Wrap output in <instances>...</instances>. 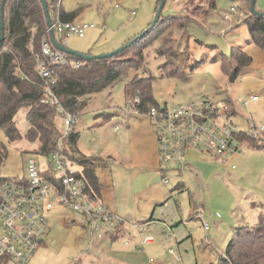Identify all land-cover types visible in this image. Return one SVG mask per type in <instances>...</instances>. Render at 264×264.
<instances>
[{"label":"rangeland","instance_id":"rangeland-1","mask_svg":"<svg viewBox=\"0 0 264 264\" xmlns=\"http://www.w3.org/2000/svg\"><path fill=\"white\" fill-rule=\"evenodd\" d=\"M158 1L141 0L139 3L142 2L143 7L140 9L138 0H62L61 5L66 12L76 13V24L97 26L94 31H88L84 39L71 37L68 47L88 55L87 49L91 48V42L95 44L96 48L93 49L96 50L110 34L132 31L134 25L150 11H154L150 20L153 24L162 0ZM243 1L246 9H243L240 0H217L215 9L199 10L196 9L197 0H167L162 18L170 15L187 17L185 30L178 28L180 33L177 42L173 43L172 36L168 35L169 30L160 37L163 41L151 39L154 33L144 38L135 48L137 51L143 50L145 63L142 68L130 71L126 78L112 87L89 97L87 106L77 112L78 154L93 161V169L105 187L107 198L120 206V210L122 208L139 216L129 218L130 222L149 220L152 215L141 218L148 194H140L144 189V186L140 187L143 180L138 186L135 185L134 181L140 180L141 174L133 166L144 151L146 154L150 152L154 141L160 160L155 123L147 115L136 114L128 105L133 97L126 93V88L133 76L138 74L151 79L153 96L159 107L168 105L174 108L205 98L219 105H232L230 96L233 94L241 115H233L232 119L239 129L250 132V117L254 125L264 124L263 102L245 106L248 97L254 94L264 96V50L254 43L244 24L235 25L226 34L221 32L226 27L223 23L225 15H230L232 19L240 17L244 22L251 17L250 2ZM117 4L120 6L116 7ZM234 6L237 7L236 13L232 12ZM187 10L190 11L188 14ZM256 10L264 12V0H257ZM58 14L52 10L51 16L55 18ZM110 16H120L119 22L123 24L119 26V22L115 24L113 20L106 21ZM149 27L146 24L140 30H135L133 37L143 34ZM93 32L95 35L91 36ZM233 47L251 56L252 63L235 79L230 80L227 64L213 60L212 57L217 52L224 53L229 67L234 69L236 62H232L231 58ZM189 58V65H186ZM173 70H177V73ZM16 121L22 134L19 141L10 142L0 128V144L7 149V157L0 166V181L21 177L28 159L32 157L38 159L44 171L48 170V159L39 152L40 142H32L26 137L29 124L25 109L19 111ZM56 126L60 132L64 129L59 117ZM259 140L263 141L262 138ZM188 150L182 160L183 166H179L176 161L161 163L167 170L169 183L163 184V178L160 177L164 194L158 204L151 206V212L157 210L155 221L161 219L158 215L161 213L166 215L163 218L165 222L173 224V219L165 213H173L172 216L176 218L175 214L178 215V220L173 224L175 232L163 228L158 232L139 229L140 224L137 223L132 229V237L127 235L118 237V240H105V248L96 251L98 238L92 237L88 229L79 226L87 225L85 217L64 211L60 216L61 213L54 212L50 215L51 231L28 264H111L110 252L125 249L126 245L143 242L149 237L155 240V245L146 248V245H141L139 249H145L144 253L152 255L158 263L218 264L237 228L257 226L264 219V147L256 143L252 146L249 142L239 143L241 154L229 152L224 158L191 149L186 152ZM67 152L72 155L70 148ZM73 165V168L82 171L83 165L79 161L73 160ZM113 181L117 185L116 189L113 188ZM152 181L149 175L144 179V185ZM180 182L185 187L181 188ZM117 215L125 217L123 214ZM73 218L76 219L75 224L71 223ZM204 224H209V231L204 229ZM125 225H119L118 229ZM105 227L114 230L113 227ZM1 264L18 263L14 259H7Z\"/></svg>","mask_w":264,"mask_h":264},{"label":"built area","instance_id":"built-area-1","mask_svg":"<svg viewBox=\"0 0 264 264\" xmlns=\"http://www.w3.org/2000/svg\"><path fill=\"white\" fill-rule=\"evenodd\" d=\"M236 8H232L233 13ZM226 17L230 19V15ZM96 28L94 24L64 22L60 13L53 21L55 35L66 47L71 37L84 39L89 30ZM35 60L36 73L43 82V103L56 108L64 129L58 136L55 150L46 156L48 170L44 171L38 159L32 157L21 177L0 181V257L14 259L18 264H28L44 244L51 231L50 215L54 212L61 213L60 216L64 211L85 217L87 229L98 239L103 237L105 226L118 228L126 223L90 193L83 171L73 168V161L66 154L79 116L67 110L54 91L59 78L56 67L76 69L82 62L54 45L49 28ZM262 99L261 95L251 97L254 102ZM140 104L139 97L128 103L136 114H142L138 108ZM146 115L155 123L162 164L176 161L183 166L187 149L218 158H224L229 152L241 154L238 141L241 135L258 140L264 138V124L254 125L251 119L250 132L244 133L233 122L230 104L219 105L208 98L174 108L154 107ZM163 182L169 183L166 170H163ZM204 228L209 231V224H204ZM151 240L148 238L144 242Z\"/></svg>","mask_w":264,"mask_h":264},{"label":"trees","instance_id":"trees-1","mask_svg":"<svg viewBox=\"0 0 264 264\" xmlns=\"http://www.w3.org/2000/svg\"><path fill=\"white\" fill-rule=\"evenodd\" d=\"M3 1L0 0V39ZM46 1L50 15L54 10L56 14L60 13L61 20L64 22H71L75 18V12L66 13L62 10L59 5L60 0ZM197 1L199 10L215 9L217 6V0ZM248 1L251 6V0ZM51 18L53 21L56 19L52 16ZM182 24L185 23L173 17L162 18L161 15L159 23L156 26L151 24L150 31L144 37L113 58L85 60L72 56L82 62L80 68L56 67L59 78L54 91L61 104L77 115V112H81L87 106L89 97L112 87L126 78L130 71L142 68L145 63L143 50L135 49L140 41L152 33L154 36L151 39L157 41L172 26ZM244 24L249 29L254 43L264 50V16L251 14ZM5 27L6 40L4 47L0 50V128L10 142L21 140L22 134L17 126L16 116L21 109H25L29 124L26 137L32 142L39 141L41 145L39 152L48 156L56 148L60 131L56 126L58 117L56 108L43 103V82L35 69V57L41 50L42 39L47 35L48 28L41 0H8L5 7ZM136 38L131 39L128 43ZM56 39L58 42L60 41L57 37ZM127 54L129 56L126 57ZM221 58L222 62L227 64L228 69L226 70L231 80L252 63L251 56L241 49H235L232 53V61L237 64L234 69L229 67L227 56L224 55ZM176 71L173 70L177 73ZM150 81L151 79L136 74L128 82L126 88V93L131 95L133 100L137 97L140 98L141 104L138 105V108L144 115L151 108H161L154 99ZM78 138L79 134L74 129L69 138L72 155H69L68 152L66 154L72 161L77 160L83 165L82 171L89 191L96 199L100 200L102 185L93 169V161L80 153L78 154ZM245 139L255 141L245 134L241 135L238 141ZM6 157L7 149L5 145L0 144V166ZM5 260L7 259L0 257V264ZM218 264H264V219L257 226L237 228Z\"/></svg>","mask_w":264,"mask_h":264},{"label":"crops","instance_id":"crops-1","mask_svg":"<svg viewBox=\"0 0 264 264\" xmlns=\"http://www.w3.org/2000/svg\"><path fill=\"white\" fill-rule=\"evenodd\" d=\"M139 1H141V0H138V3H139ZM121 2H126V0H121ZM240 2L244 6L243 9H246L245 2L243 0H240ZM63 3H64V1H63ZM139 4H140L139 8L141 9L143 7V3L140 2ZM62 8H63V11L66 12V10L64 9L63 6H62ZM196 9H198V8L196 7ZM150 12L151 13H148V15H146L141 21H139L138 23H136L134 25V27L132 28V31L124 32L122 34L120 32H115L114 34H110V36L105 40V42L102 44V46L97 47L96 50L93 49V48H96L95 44L93 42H91V48L88 47L89 49H87L88 50V54L89 55H94V54L96 55V54H105V53H108V52H112L113 50L117 49L119 46H122L123 44L127 43L128 41H130L132 38H134L133 36H135V35H133L135 30H140L146 24H148V26H150L152 24L150 20L154 16V11H150ZM189 12L190 11L187 10V14ZM66 13H68V12H66ZM69 13H71V12H69ZM226 16L227 15H225V17L223 18V23H225L226 27H224L223 30L221 31V32H223L222 34H226V33L230 32L235 27V25H239V24H244L245 23L244 21L241 20L240 17L234 18V19L230 18V20H229V18L227 19ZM168 17H173V18H176L177 20L183 21V22H185V20L187 19V17L181 16V15H172V16L170 15ZM76 20L77 19L75 18V20L73 19L71 22H75L76 23L77 22ZM105 20L108 21V22H110V20H113L115 22V24H118V22L120 20V16H119V18L117 16H114V17L110 16L109 18H106ZM120 24H123V23L119 22V26H120ZM121 27H122V25H121ZM178 28L185 30V24L174 25V26H172L169 29L168 35L170 34V37L172 36L171 39H172L173 43H174V41L177 42V40H178L177 37H179V33H180ZM184 30H183V33H184ZM91 31H94V29L91 30ZM89 32H90V30H89ZM89 32H87L86 37H87ZM94 35H95V33L93 32L91 34V36H94ZM159 40L163 41V40H161V38H159L158 41ZM67 48L71 49L70 47H68V45H67ZM186 48L189 49L188 47H186ZM235 49H240V48L233 47L232 48V52ZM224 55H225L224 53L217 52L215 55H213L212 59L213 60H219L220 62H222L221 56H224ZM231 57H232V54H231ZM190 58L187 60L186 65L187 64L189 65L188 62H190ZM236 65L237 64H234V68L236 67ZM255 95L256 94H254L252 96H255ZM251 97H248V99L246 100V105L245 106H248V105L249 106H255V105L261 104L262 102H263L262 107L264 106V100L263 99L258 101V102H254V101L251 100ZM230 99L232 101V105L229 103L231 105V107H232V115H241L240 108H238L236 100L234 101L233 94H231ZM165 106L168 107V105H165ZM250 119H252V121H254L252 117H250L249 120ZM242 131L244 132V130H242ZM246 133H248V132H246ZM262 139H263V141L262 140H257V139H255V141L254 140L252 141L251 139H245V140H242V141L240 140L239 143H242V144L245 143L246 144V143L249 142V144H251V146H252V144L256 143V145L264 147V138H262ZM152 143H153V145H152V149L150 150V152L146 154L145 151H144V154H142V156H140V159L138 161H136V165L133 166V167H137V169L139 170V172L141 174V175H139L140 180L134 181L135 185L138 186L140 184V182L143 180V183H142V185L140 187L144 186V189L142 191H140V194H145V193L148 194V198H147V202H146L147 205H146L145 210H143L144 213L142 214L143 216L141 218H146V217L149 216L148 214L152 213L151 217L149 218V220L136 221V222L131 221L133 223L132 224L130 222L129 218H139V216L136 217L130 211L124 210L122 208L120 210L119 209L120 206H118L114 201H112V200L107 198L108 194L106 193L105 187H104L103 183L101 182V185H102V190H101V201H102V204L105 207H107L110 211H112V212H114L116 214L125 215V217H123V218L126 221V223H125L126 225L123 226L121 229H118V228L115 229L114 228V230H112L109 227H105V229L103 231V237L100 238V239H96V240H99V242L96 241V242H98V244H96L97 246L95 248L96 251H100L103 248H105L104 247L105 240H109V241L110 240H116L118 237H123V236L126 237L127 235L132 237V231H133L132 229H134V227L136 226L134 224H137V223L140 224V225H138L139 229H146V230L152 229L154 232H158V231H160L163 228V229H171V231L175 232L174 231V227H175L174 225H175L176 220H178V215L175 214V216H177V218H176V217L172 216L173 213H165V214H169L170 215V219H173V221H172V223L174 224L173 225L171 223L169 224V223L165 222L163 218L166 215H162L161 213L158 214L159 218H161V219L159 221H155L154 218H155V216L157 214L156 213L157 210L153 209L154 211L152 210V212H151V206H154V205L158 204V200L160 199L161 195L164 194V189L162 188V186H161V184L159 182V179H160V177L163 178V170L165 171L163 165L161 164V162L159 160V153L157 152V144H156L155 141L152 142ZM189 151L190 150H188L186 153H188ZM190 153H192V151ZM109 159H113V158L110 157ZM115 163H117V165H118V162H115ZM149 175L152 176V180L153 181L150 182V183H147L146 185H144V179L148 178ZM163 184H165V183L163 182ZM124 185L125 184H123L122 186H124ZM180 185H181L180 186L181 188L185 187L184 186L185 184H183L182 182H180ZM116 186L117 185H116L115 181H113V188L116 189ZM137 214L139 215V213H137ZM145 215H147V216H145ZM73 219H75V218H73ZM73 219L71 220V222L73 221ZM150 222H153L154 224H150V225L146 226V228L142 227V225H144L145 223H150ZM75 223H76V221L73 224H75ZM160 223H164V224H160ZM79 226L87 229V227L85 225H81L80 224ZM154 226H156V227H154ZM149 232H151V231H149ZM149 238H152V237H149ZM126 243H129V242L126 241ZM141 245H146L145 248L146 247H152V246L155 245V240L153 239L149 243H145L144 240H143V242L139 241L138 243H135L134 245H131V246L126 245L127 248H125V249H116V250L110 252L111 255H112V258H109L110 263L111 264H162V262H160V263L156 262V259L152 255H147L146 253H144L145 249H139V247ZM138 250H139V252H138ZM172 250L173 249H171V252L173 253L174 250L173 251Z\"/></svg>","mask_w":264,"mask_h":264},{"label":"water","instance_id":"water-1","mask_svg":"<svg viewBox=\"0 0 264 264\" xmlns=\"http://www.w3.org/2000/svg\"><path fill=\"white\" fill-rule=\"evenodd\" d=\"M8 0H4L3 3H2V6H1V39H0V50L4 47V43H5V40H6V27H5V7H6V3H7ZM166 1L167 0H162L161 1V5H160V8H159V12L157 14V17L153 23V26H156L159 21H160V18H161V15H162V12H163V9L165 7V4H166ZM42 2V5H43V8H44V11H45V16H46V20H47V26L48 28L50 29V36H51V39L54 43V45L60 49L61 51L69 54V55H72V56H75V57H78V58H82V59H85V60H99V59H110V58H113L115 57L116 55H118L119 53L123 52L125 49H127L129 46H131L135 41H137L138 39L144 37L150 30L148 29L147 31H145L143 34L139 35L134 41L128 43V44H125L123 45L121 48L117 49V50H114L113 52H110V53H106V54H98V55H86V54H82V53H78L76 51H73L69 48H67L66 46H63L61 45L57 39H56V35H55V31L53 29V20L51 18V15H50V12H49V6L47 4V1L46 0H41ZM256 3H257V0H251V6H250V11L252 14H255L257 16H264V12H258L256 10Z\"/></svg>","mask_w":264,"mask_h":264}]
</instances>
